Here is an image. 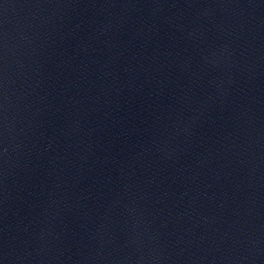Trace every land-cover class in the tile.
Returning a JSON list of instances; mask_svg holds the SVG:
<instances>
[{
	"label": "water",
	"instance_id": "95a60500",
	"mask_svg": "<svg viewBox=\"0 0 264 264\" xmlns=\"http://www.w3.org/2000/svg\"><path fill=\"white\" fill-rule=\"evenodd\" d=\"M0 264H264V0H0Z\"/></svg>",
	"mask_w": 264,
	"mask_h": 264
}]
</instances>
